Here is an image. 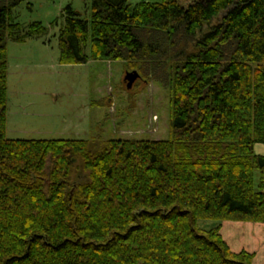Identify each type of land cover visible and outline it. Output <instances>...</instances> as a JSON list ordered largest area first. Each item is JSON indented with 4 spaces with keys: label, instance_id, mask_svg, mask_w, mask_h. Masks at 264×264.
Returning <instances> with one entry per match:
<instances>
[{
    "label": "trees",
    "instance_id": "1",
    "mask_svg": "<svg viewBox=\"0 0 264 264\" xmlns=\"http://www.w3.org/2000/svg\"><path fill=\"white\" fill-rule=\"evenodd\" d=\"M26 2L0 0V264H253L198 223L264 224V0L67 6L60 65L119 61L170 92V139L98 150L8 138V43L49 34L17 20Z\"/></svg>",
    "mask_w": 264,
    "mask_h": 264
},
{
    "label": "rangeland",
    "instance_id": "2",
    "mask_svg": "<svg viewBox=\"0 0 264 264\" xmlns=\"http://www.w3.org/2000/svg\"><path fill=\"white\" fill-rule=\"evenodd\" d=\"M90 5L91 0H27L16 10L20 23L41 22L49 34L40 41L8 43V138L89 140L92 150L112 139L171 138L170 92L162 82L146 81L138 72L140 77L128 89L125 78L133 71L119 61L60 65L58 35L64 24L63 11L71 6L89 19ZM254 154L264 156V145H255ZM260 177L256 171V190ZM86 180L83 171L75 176L77 183ZM198 224L202 229L220 224L221 235L226 229L236 247L244 236L241 225L232 221L200 220Z\"/></svg>",
    "mask_w": 264,
    "mask_h": 264
},
{
    "label": "crops",
    "instance_id": "3",
    "mask_svg": "<svg viewBox=\"0 0 264 264\" xmlns=\"http://www.w3.org/2000/svg\"><path fill=\"white\" fill-rule=\"evenodd\" d=\"M235 224L241 225L239 231H242L245 237L243 236L244 238H241V241H239L240 245L236 247L232 237L226 235V232H224L226 229H224L223 234H225L222 236L226 244L234 253H239L244 250L253 254V264H264V224L237 222Z\"/></svg>",
    "mask_w": 264,
    "mask_h": 264
},
{
    "label": "water",
    "instance_id": "4",
    "mask_svg": "<svg viewBox=\"0 0 264 264\" xmlns=\"http://www.w3.org/2000/svg\"><path fill=\"white\" fill-rule=\"evenodd\" d=\"M139 74L137 71H133L132 73H128L126 78H125V81L128 83L127 84V87L128 89H131L133 83L139 78Z\"/></svg>",
    "mask_w": 264,
    "mask_h": 264
},
{
    "label": "built area",
    "instance_id": "5",
    "mask_svg": "<svg viewBox=\"0 0 264 264\" xmlns=\"http://www.w3.org/2000/svg\"><path fill=\"white\" fill-rule=\"evenodd\" d=\"M142 1V0H141Z\"/></svg>",
    "mask_w": 264,
    "mask_h": 264
}]
</instances>
